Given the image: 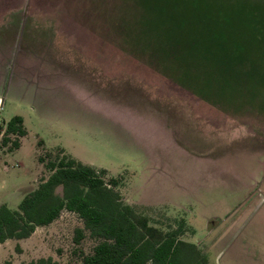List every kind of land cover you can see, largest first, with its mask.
<instances>
[{
    "label": "rangeland",
    "instance_id": "obj_1",
    "mask_svg": "<svg viewBox=\"0 0 264 264\" xmlns=\"http://www.w3.org/2000/svg\"><path fill=\"white\" fill-rule=\"evenodd\" d=\"M39 3L60 6V16L86 20L89 24L73 30L92 32L87 41L91 48L124 50L126 65L150 60L167 76H179L178 95L168 80L154 90L129 76L108 82L95 71L74 74L86 80L92 75L94 89L132 113L155 116L172 144L153 148L128 124L89 113L63 91L56 99L59 103L49 105L52 95L42 90L34 69L16 66L14 44L13 56L5 65L0 63V123L18 115L26 133L18 148H0V205L17 209L24 194L48 174L39 155L60 148L84 164L121 177L126 202L181 214L193 229L185 239L205 252L209 264H264V58L259 62L260 55L264 57V0ZM252 14L256 17L251 19ZM46 15H30L24 24V44L37 52L38 59L47 52L60 55L62 65L73 60L84 67L76 54L81 47L63 38V26L45 21ZM258 34L262 50L252 48ZM9 36V29L0 25L2 53ZM106 83L109 90L103 88ZM57 192L62 193L61 187ZM80 225L74 213L63 211L30 236L0 243V264H28L47 256L67 264L74 229ZM82 246L88 250L90 243L83 241Z\"/></svg>",
    "mask_w": 264,
    "mask_h": 264
},
{
    "label": "trees",
    "instance_id": "obj_2",
    "mask_svg": "<svg viewBox=\"0 0 264 264\" xmlns=\"http://www.w3.org/2000/svg\"><path fill=\"white\" fill-rule=\"evenodd\" d=\"M218 23L227 25L223 20ZM261 34H264L263 29ZM181 36H184L182 28L179 29V46L185 42ZM257 41L252 48L262 50L259 34ZM219 54L226 56L223 51ZM259 58V62H263V54ZM25 133L23 120L18 115L0 123V148L10 151L18 148ZM39 160L48 174L24 194L17 209L0 205V243L26 238L37 227L52 223L63 211H68L77 216L81 225L74 229V247L67 264H209L205 252L185 239L193 234V229L181 214L170 215L163 207L126 202L120 191L121 177L84 164L60 148L42 152ZM58 187L61 194L57 192ZM86 240L90 243L88 250L82 246ZM60 251L57 250L58 254ZM28 264L63 262L47 256Z\"/></svg>",
    "mask_w": 264,
    "mask_h": 264
},
{
    "label": "crops",
    "instance_id": "obj_3",
    "mask_svg": "<svg viewBox=\"0 0 264 264\" xmlns=\"http://www.w3.org/2000/svg\"><path fill=\"white\" fill-rule=\"evenodd\" d=\"M40 1V0H39ZM38 0H0V25H4L9 29L10 36L6 41L7 50L0 52V63L5 65L6 60L13 56L15 44V56L17 57V67L21 70H30L36 73V77L41 80L42 90L46 95L51 94L52 98L48 99L47 103L51 106L57 105L62 91L69 95L73 101L89 113H94L95 116L101 119L113 121L116 124H128L133 133L144 141L151 142L153 148L160 143L162 147L171 146V137L162 130L155 116L151 114H134L126 106L110 97L109 94L98 92L92 87V75L87 78L76 77L75 73L91 74L92 72L100 73V76L105 81H121L125 76H129L138 82H143L144 85L154 88L158 83H164L167 80L171 84L176 85L177 94L179 95V76L169 77L166 75V70H158L157 65L150 64V60L143 61L144 64L126 65L124 50H109V49H93L87 44V41L92 40L93 33L73 30V26L89 24L86 20L79 21L73 16H60V6H40ZM59 5V4H57ZM49 20L50 24L63 26L64 32L62 37L67 40H72L78 43L80 49L76 50L78 55L82 57L85 66L74 64L75 61H67L65 64L71 65L67 69H62L60 55L42 53L44 58L38 59L34 56L37 52H33L24 44V24L28 22V18L32 14H43ZM44 19V18H41ZM91 24V23H90ZM60 35V34H59ZM61 36V35H60ZM83 47V48H82ZM10 50V51H9ZM19 52H24L20 56ZM28 56V57H26ZM31 56V58H30ZM134 57L141 55L133 54ZM147 56V55H144ZM45 57H47L45 59ZM30 58V59H29ZM27 60V61H26ZM73 61V62H72ZM148 63V64H146ZM15 64V62H14ZM95 68V69H94ZM23 72V71H22ZM63 72V73H62ZM174 72H179L174 70ZM65 74V75H62ZM72 74V75H71ZM103 88L109 90L108 84H104ZM210 103H212L209 100ZM146 204V203H145Z\"/></svg>",
    "mask_w": 264,
    "mask_h": 264
},
{
    "label": "water",
    "instance_id": "obj_4",
    "mask_svg": "<svg viewBox=\"0 0 264 264\" xmlns=\"http://www.w3.org/2000/svg\"><path fill=\"white\" fill-rule=\"evenodd\" d=\"M211 223H213V222H211Z\"/></svg>",
    "mask_w": 264,
    "mask_h": 264
}]
</instances>
